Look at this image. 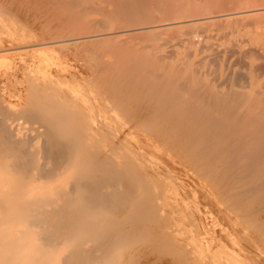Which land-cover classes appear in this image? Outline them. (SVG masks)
Segmentation results:
<instances>
[{
	"label": "bare ground",
	"instance_id": "bare-ground-1",
	"mask_svg": "<svg viewBox=\"0 0 264 264\" xmlns=\"http://www.w3.org/2000/svg\"><path fill=\"white\" fill-rule=\"evenodd\" d=\"M3 19L27 98L0 99V264H214L167 161L264 255V0H0Z\"/></svg>",
	"mask_w": 264,
	"mask_h": 264
},
{
	"label": "rangeland",
	"instance_id": "rangeland-1",
	"mask_svg": "<svg viewBox=\"0 0 264 264\" xmlns=\"http://www.w3.org/2000/svg\"><path fill=\"white\" fill-rule=\"evenodd\" d=\"M22 20V19H21ZM2 21H3V23L5 24V25H3V27H2ZM2 21H0V28L1 29H3L4 28V26H6V29H7V32H6V30L4 31V29L3 30H1V32H0V37L2 38V31H4V32H6V34L7 33H9V34H7V35H9L8 36V38H10V41L12 42V44H15L14 42H15V40H17V44L16 45H12L11 44V42L9 43V39L7 38L6 39V37H7V35H6V37L4 36V34H3V39H4V41L3 40H0V41H2V43H0V45L2 46V47H0V50L1 49H3V50H1L0 51V90L2 89V91H0V99L2 100V97H3V95H5L4 97L6 98V99H4L3 98V101H5V102H3V104H5V105H7V107H16V108H20V105H21V107H22V105L24 104H26L25 103V101H26V95H25V93H26V91H25V89H26V87H25V83L23 82V78L21 77V75H19L18 74V72H16V65L19 63V61H20V59H21V57H23L24 55L21 53V51L22 50H20L19 48H17L16 49V47L15 46H19V43L22 45V44H25V43H23V40H20V39H18V38H16L15 39V34H17V33H15V32H17V28H19L20 26H19V24L18 23H22V21H20L19 19L17 20V22L15 23V25H17L18 27H15L13 24V22H15L16 20H13L12 21V23H10V22H8L9 20H5V19H3ZM11 27V28H10ZM14 27V28H13ZM9 30V31H8ZM15 31V32H14ZM15 35V36H14ZM13 40V41H12ZM7 42V44L5 45L4 43H6ZM18 41H21V42H19L18 43ZM4 42V43H3ZM3 44V45H2ZM9 45V46H8ZM11 46V47H10ZM13 46V47H12ZM16 49V50H15ZM2 51H4V53H2ZM7 51V52H6ZM8 51H10V52H8ZM16 54L18 55V57L19 58H17V56H16ZM4 55H8V56H4ZM11 56V57H10ZM8 58L10 59L9 60V62H8V64H6V62L4 63L3 62V60H5V61H8ZM15 58H16V60H15ZM2 62V63H1ZM15 63V64H14ZM27 64H29V61H28V63ZM9 65H10V67H9ZM5 68V69H4ZM10 70H11V72H10ZM13 70V71H12ZM18 74V75H17ZM11 76H13V77H11ZM11 77V78H10ZM10 78V79H9ZM7 79H9V80H7ZM12 82V83H11ZM7 83V84H6ZM6 89H8V91L6 90ZM10 89V90H9ZM14 89V90H13ZM6 91H7V93H6ZM21 92V93H20ZM23 94V95H22ZM7 95H8V97H7ZM25 95V96H24ZM10 96H11V99H10ZM25 97V98H24ZM24 99H25V101H24ZM12 102H13V104H12ZM0 103H1V101H0ZM17 104V105H16ZM19 105V106H18ZM11 108V109H15V108ZM0 113H2V112H0ZM4 113V112H3ZM3 113L0 115V117H2V119L1 120H3V118H4V121L6 122H12V121H17L16 119H15V117L14 116H11V114L12 113H9V112H7V113H4V115H5V117H3L4 115H3ZM9 114H10V119L12 120H10L9 119ZM13 115V114H12ZM11 117H14V118H11ZM0 120V121H1ZM20 120V122L22 123L24 120L23 119H19ZM22 124H25V125H28V123H25V122H23ZM30 126H31V124H29ZM28 125V127H30ZM168 163V164H167ZM174 164H177V163H174ZM174 164H173V162L172 161H167L166 162V168H168L170 171H171V175H169V176H167V177H165L166 178V180L164 179V181H166L167 183H169L170 185L171 184H173V186H176V188H179V186L181 185H183L182 187H180L181 188V192H182V189H184L185 188V190H184V192L182 193V196L181 197H183V196H186V197H183L184 199H187V201H191V203H193V205H194V208L195 209H198L199 211H200V213L203 215V217H205V219L207 220V222L209 223L208 225L210 226V228L212 227V231H211V234L213 235V240L210 242V244H209V247H208V250H209V253H211V254H208V259L210 260V262H213L214 264H222L223 263V260H224V263L223 264H230V263H228V262H231V264L233 263V264H246V263H248V261H249V264H264V260H260V257L261 256H263V259H264V255H257L256 253H255V251L254 252H252L253 250H255V245H253V248H250L252 251H249V247H251L252 245H250L249 247H247L246 248V245L248 244H251V243H249V242H251L250 240H249V238L247 237V244L245 243V238H242V237H244V236H242L241 237V231H240V233H238L237 231H233V227L231 228V230L229 229V226H231L232 224L230 223V220H228V218H226L225 219V221H223V213H224V211H223V208H219L220 206H218L215 202H214V200L211 198L210 199V195H208V192H209V190L207 189V193L205 192L206 191V189H205V187L202 185H199V184H201L199 181H195L196 183H193L194 182V180L196 179V177H194L193 175H191L190 174V176L189 175H187V173L185 172H183V173H180V171L182 172V170H180L181 169V165H179V164H177V165H179V166H176V168H177V170L175 169V166H174ZM181 166V167H180ZM180 171H179V170ZM176 170V171H175ZM180 174H182L184 177L187 175L188 176V178H187V176L185 177L186 179H189V178H191V179H189L190 180V182L189 183H187L189 180H186L185 178H183V176L182 175H180ZM186 174V175H185ZM180 175V176H179ZM179 176V177H178ZM175 177V178H174ZM194 177V178H193ZM182 179H183V181H182ZM185 179V180H184ZM192 179H194L193 181H192ZM181 180V181H180ZM196 180H198V179H196ZM192 181V182H191ZM171 182V183H170ZM178 182V183H177ZM180 182V183H179ZM187 183V185H189V187L187 186V185H185ZM191 183V184H190ZM193 183V184H192ZM193 187V188H195V187H198V185H199V189H200V191H201V194H202V196H199V195H201L198 191H197V188H195V189H193V188H191L192 190H193V192H192V190L190 189V187L191 186ZM195 185V186H194ZM186 186V187H185ZM201 186V187H200ZM203 187V188H202ZM186 188H189V193H187L188 192V189L186 190ZM198 189V190H199ZM203 189V190H202ZM194 191H195V193H194ZM197 191V192H196ZM192 192V193H191ZM191 193V194H190ZM199 193V194H198ZM204 193V194H203ZM196 194V195H195ZM207 194V195H206ZM191 195V196H190ZM194 195H195V199H193V197H194ZM200 198H199V197ZM206 196H207V200H205L206 199ZM188 197V198H187ZM201 197H203L202 198V201L204 202V204L205 205H203V203H202V201L201 200H199V199H201ZM205 197V198H204ZM190 198V200H188ZM197 199V200H196ZM194 200V201H193ZM193 201V202H192ZM201 201V202H200ZM208 201H209V203H208ZM205 202H207V203H205ZM199 205H198V204ZM201 203H202V205H201ZM211 203H212V205H211ZM198 206H197V205ZM210 204V205H209ZM196 205V206H195ZM201 205V207H203V208H205L206 207V209L208 208L210 211L208 212V210H205L204 212H202V209L203 208H201V207H199ZM207 206H211V208H209V207H207ZM217 206V207H216ZM216 207V208H215ZM199 208H201V210L199 209ZM219 208V209H218ZM211 209H214V210H211ZM218 209V210H217ZM211 211H216L215 213L214 212H211ZM214 213V214H213ZM219 215V216H217L216 217V215ZM221 214V215H220ZM212 217H213V219H212ZM220 217V219H218ZM215 218V219H214ZM219 222H218V221ZM210 221L212 222V224H210ZM215 221H217V222H215ZM221 221H223V224L222 223H220ZM215 222V223H214ZM226 222V223H225ZM228 222H229V226L227 227V225H228ZM216 224V225H215ZM225 224V225H224ZM220 227H219V226ZM218 226V227H217ZM223 226H225V228L223 227ZM216 227V228H215ZM218 228H220L219 230H221L222 232L220 233V231L218 230ZM228 230V231H227ZM226 231V232H225ZM217 232H219V234L217 233ZM229 232V235H227V233ZM235 234H234V233ZM214 233L216 234V235H218V237L216 236V235H214ZM224 233V234H223ZM230 233H232L234 236L236 235V233H238L235 237L232 235V234H230ZM243 233V232H242ZM222 235L223 234V237L221 236H219V235ZM241 234V235H240ZM227 237H226V236ZM231 235V236H230ZM239 235V236H238ZM215 236L217 237V239L215 238ZM226 237V238H225ZM222 238H224V239H227L226 241H227V243L229 244H227L226 243V241L224 240V239H222ZM222 239V240H221ZM241 239V240H240ZM243 239H244V242H242L243 241ZM218 240H220L219 241V243H218ZM235 240H237L238 242L240 241V243H238V244H240V245H238L237 243H236V241ZM216 242L218 243V244H216ZM222 242V243H221ZM234 243V244H231V243ZM254 241H252V243H253ZM235 243H236V245H235ZM245 243V244H244ZM214 244V245H213ZM220 244H222L221 245V248H217V246H215V245H218V246H220ZM254 244H255V242H254ZM238 245V246H237ZM247 245V246H248ZM217 250V251H219L218 253H217V251H215V249L213 248V247ZM225 246V247H224ZM234 246V247H233ZM237 248H236V247ZM242 248H241V247ZM240 247V248H239ZM211 248V249H210ZM214 250H213V249ZM236 248V249H235ZM239 248V252L237 251V249ZM219 249V250H218ZM224 249H225V252H224ZM231 249V250H230ZM247 249V250H246ZM212 250V252H210ZM223 250V251H222ZM241 250V251H240ZM244 251V253H242ZM246 251H248L249 252V254L250 255H248V253L246 252ZM149 252V251H148ZM224 252V253H223ZM232 252V253H231ZM247 254H246V253ZM252 252V253H251ZM155 253V256H154V254H153V252L152 253H148V255H146V254H144V255H142V257L140 258V260L138 261L140 264H144V263H146V264H148V262H149V264H174V262H172L173 260H172V258L168 255V254H165V253H163L165 256H163V254H160V255H162L160 258H159V256L160 255H158V254H156V252H154ZM215 253H217L216 255H215ZM253 253H255V255L253 256L252 254ZM221 254H223V255H221ZM226 254V255H225ZM232 254V255H231ZM233 254L234 255H236V257L237 258H235V256H233ZM241 254V255H240ZM146 255V256H145ZM157 255V256H156ZM213 255V258H210L211 256ZM218 255V257H216ZM231 255V256H230ZM226 256V258H224ZM238 256H240V259H239V257ZM255 256H257V257H255ZM260 256V257H259ZM169 257V258H168ZM214 257H216L215 258V260L216 259H220L221 261H219V260H216V262H214L215 260H214ZM231 257V258H230ZM253 257H255V260H254V258ZM156 258V259H155ZM160 260V261H158V259ZM163 258V259H162ZM248 258V259H247ZM257 258H259V259H257ZM141 259L144 261V262H140L141 261ZM167 259V260H166ZM170 259H171V261H170ZM212 259H213V261H212ZM246 259V260H245ZM257 259V260H256ZM151 262H150V261ZM161 260H162V262H161ZM229 260V261H228ZM252 260H254L252 263H251V261ZM259 260L261 261L260 263H259ZM217 261H219V263L217 262ZM155 262V263H154ZM245 262V263H244ZM257 262V263H256Z\"/></svg>",
	"mask_w": 264,
	"mask_h": 264
}]
</instances>
